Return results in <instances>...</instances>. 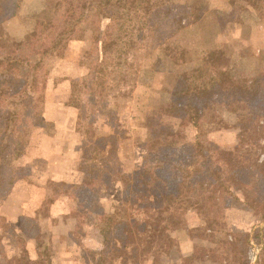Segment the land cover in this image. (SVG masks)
<instances>
[{
  "label": "rangeland",
  "instance_id": "obj_1",
  "mask_svg": "<svg viewBox=\"0 0 264 264\" xmlns=\"http://www.w3.org/2000/svg\"><path fill=\"white\" fill-rule=\"evenodd\" d=\"M21 1L10 25L13 34L30 29L46 5L45 0ZM155 2L163 41L154 49L130 50L125 70L131 80L119 93L99 91L82 62L94 46L87 19L92 11L79 10L65 22L75 28L73 38L37 71V110L41 115L46 98L77 108L83 165L92 174L80 185L47 184L46 196L25 224L41 235L39 220L58 193L70 198L69 212L42 223L45 233L38 242L45 244L32 254L22 239H16V249L0 242L8 264H38L45 247L53 264H264V99L254 101L242 132L235 115L226 111L225 121L197 119L195 125L169 113L176 93L204 62L223 61L236 82L264 71V0ZM110 4L119 11L132 8L134 1ZM7 69V80L17 86L13 92L28 87L30 67ZM170 131L177 135L168 136ZM21 150L15 146L10 154ZM21 155L15 160L19 176L24 174ZM209 175L214 184L200 190L198 183ZM143 181L151 183L147 195L141 192ZM158 190L168 193L153 195ZM1 224L4 233L8 224L4 219ZM102 226L110 229L106 239Z\"/></svg>",
  "mask_w": 264,
  "mask_h": 264
},
{
  "label": "trees",
  "instance_id": "obj_2",
  "mask_svg": "<svg viewBox=\"0 0 264 264\" xmlns=\"http://www.w3.org/2000/svg\"><path fill=\"white\" fill-rule=\"evenodd\" d=\"M133 1L132 8L115 11L110 7L111 0H45L46 5L35 15L33 26L26 32L13 34L10 25L18 16L22 1L0 0V196H4L20 177L15 160L21 151L16 156H12L10 151L15 146L22 149L28 144L34 127L41 123L34 96L39 91L37 71L48 55L60 54L67 48L76 31L66 21L74 18L79 10L92 11L87 19L92 26L94 46L86 51L82 62L88 64V74L102 92L107 88L117 94L127 81L129 84L132 75L126 72L125 66L132 48L154 49L163 41V25L156 14L155 0ZM86 16L83 22L87 20ZM36 55L37 58L33 59ZM14 65H26L32 69L28 73V77L31 75L28 87L20 93L13 92L12 87L16 89L17 86L7 80L6 67ZM84 85L88 86L89 82L85 80ZM259 98L264 99V71L252 79L236 82L224 62L215 60L194 69L191 83L176 93L169 113L183 121L189 118L195 125L197 119L210 123L223 121L226 111L235 115L237 127L242 132L247 129L254 101ZM176 135L177 131L168 132V136ZM209 176L207 181L198 183L200 190L210 189L214 184L213 175ZM150 187L149 181H143L141 192L147 195ZM157 192L153 195L168 193ZM25 227L31 234V225L30 228ZM101 232L106 239L110 229L102 226ZM41 257L38 264H53L49 247L41 251ZM239 264H249V261L243 260Z\"/></svg>",
  "mask_w": 264,
  "mask_h": 264
},
{
  "label": "crops",
  "instance_id": "obj_3",
  "mask_svg": "<svg viewBox=\"0 0 264 264\" xmlns=\"http://www.w3.org/2000/svg\"><path fill=\"white\" fill-rule=\"evenodd\" d=\"M73 106V107H72ZM41 123L34 127L28 144L23 146L20 158L21 167L24 174L17 179L11 189L0 196V242H5L16 249V239H22L26 242V248L32 254V250L39 243V237L43 236L45 230L42 229V223L52 216L60 217L68 214L66 205L70 203L68 196L58 193L50 212L42 213L45 217L39 220L41 235L31 231L27 233L25 220L36 214V209L40 201L46 196V186L49 182L58 181V183L80 185L88 180L92 170H87L81 148L79 147L81 133L77 129L79 112H76L74 105L67 103L52 104L48 98L41 107ZM60 109H64L61 113ZM74 112L71 118L65 113ZM78 113V115H77ZM7 222L8 230L1 232L3 226L2 220ZM17 239V241H18ZM4 245V244H3ZM39 255V254H38ZM33 259L36 256H31ZM4 258V259H3ZM9 256L0 254V261H6L8 264ZM5 264V263H4Z\"/></svg>",
  "mask_w": 264,
  "mask_h": 264
}]
</instances>
